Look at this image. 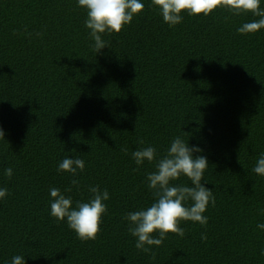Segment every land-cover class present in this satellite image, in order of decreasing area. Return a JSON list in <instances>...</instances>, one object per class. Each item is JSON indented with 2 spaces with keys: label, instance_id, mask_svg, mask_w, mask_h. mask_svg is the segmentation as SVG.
Masks as SVG:
<instances>
[{
  "label": "trees",
  "instance_id": "1",
  "mask_svg": "<svg viewBox=\"0 0 264 264\" xmlns=\"http://www.w3.org/2000/svg\"><path fill=\"white\" fill-rule=\"evenodd\" d=\"M141 2L97 53L78 0H0V264H264V176L253 171L264 154V28L237 31L259 17L184 11L170 26ZM178 136L207 158L201 183L215 206L206 225L181 221L183 237L167 233L145 253L125 217L155 202L148 174ZM150 146L155 160L137 165L132 153ZM66 157L84 170L58 171ZM170 183L193 186L185 175ZM96 185L107 212L85 241L51 215L50 189L75 208Z\"/></svg>",
  "mask_w": 264,
  "mask_h": 264
},
{
  "label": "clouds",
  "instance_id": "2",
  "mask_svg": "<svg viewBox=\"0 0 264 264\" xmlns=\"http://www.w3.org/2000/svg\"><path fill=\"white\" fill-rule=\"evenodd\" d=\"M152 4L159 7L164 22L170 26L182 22L181 13L184 11L189 15H208L218 8H227L235 15L250 12L259 17L258 20L244 23L238 28V32L255 33L264 28V8L261 7V0H152ZM78 5L87 9L85 26L90 29L89 36L95 41L93 50L97 53L107 46L101 34L121 32L132 22L134 15L143 12L145 7L141 0H78ZM4 138V131L0 128V139ZM200 151L202 149L197 146L189 147L188 143L178 136L171 142L167 155L157 162V171L148 174V187L154 190L155 202L146 210L129 212L125 217L133 225L129 227V232L137 237L135 244L137 249L145 253L151 252V248L146 245H162L167 233L183 237L185 229L180 227L181 221L207 224L208 217L203 213L210 202L215 206V196L211 189L201 183L208 167V160L203 155L193 156L194 152ZM156 155V149L151 146L132 153L137 165H142L145 160L152 162ZM84 168L85 162L82 159L66 157L59 164L58 171H67L76 176L78 170L82 172ZM253 171L264 176V154H261ZM5 175L11 178L12 168H7ZM181 175L187 176L193 186H173L170 183L178 180ZM71 183L78 185L79 181L73 179ZM89 191L93 193L90 202L77 201L76 207L73 208L71 197H66L59 188L50 189V196L53 198L51 215L59 221L66 218L68 227L76 232L78 238L85 241L95 240L101 232L102 216L107 212V205L103 201L109 199L108 190L101 191L98 185L90 186ZM7 194L6 188H0V198ZM189 200L192 204L187 206ZM257 227L264 229V223L258 224ZM156 231H159V238L152 236ZM202 238L206 239V236L202 235ZM154 256L153 253V258ZM11 264H25L24 257L13 256Z\"/></svg>",
  "mask_w": 264,
  "mask_h": 264
}]
</instances>
